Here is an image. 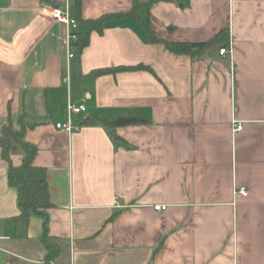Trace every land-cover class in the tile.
<instances>
[{"label": "crops", "instance_id": "crops-1", "mask_svg": "<svg viewBox=\"0 0 264 264\" xmlns=\"http://www.w3.org/2000/svg\"><path fill=\"white\" fill-rule=\"evenodd\" d=\"M141 1L160 37L208 41L227 28L232 53L172 52L125 15L69 58L67 25L42 10L52 4L0 0V133L23 116L52 201L44 234V217L22 215L0 146V264H264V0ZM136 2L82 0V15ZM139 63L152 70L89 75ZM67 72L86 105L70 132L56 127L67 120ZM131 109L149 122L105 121Z\"/></svg>", "mask_w": 264, "mask_h": 264}, {"label": "trees", "instance_id": "trees-1", "mask_svg": "<svg viewBox=\"0 0 264 264\" xmlns=\"http://www.w3.org/2000/svg\"><path fill=\"white\" fill-rule=\"evenodd\" d=\"M155 1V0H153ZM144 3L137 0L136 4L130 11L127 12H110L104 13L97 17L86 18L82 15V0H73L70 4V14L77 21L75 29L76 38L72 40V47L80 54L90 41V34L96 30L103 32L105 23L112 19L125 15H132L138 19L142 27L146 29L151 42H161L170 51L182 54L200 55L208 50L210 54H215L219 49L229 44V31L227 28L220 30L212 39L208 41H170L160 37L150 22L141 18L137 9ZM149 69L152 67L147 64L139 63L135 65H119L96 68L91 70L89 75L98 76L106 73H117L124 70ZM96 119L95 117L88 118L87 122ZM110 126L129 125L137 123H147L149 118L136 109L129 110L124 115H119L114 120L105 119ZM21 127L15 128L10 119L1 127L0 146L2 148V156L8 161V182L11 187L17 191V202L21 209L22 215H27L30 211L44 217V234L47 232V209L52 206L50 197L48 173L45 166L36 165L33 162L34 154L37 146L24 139L25 121L23 116H20ZM21 149L23 157L20 162L16 163L12 159V154L15 150Z\"/></svg>", "mask_w": 264, "mask_h": 264}, {"label": "built area", "instance_id": "built-area-1", "mask_svg": "<svg viewBox=\"0 0 264 264\" xmlns=\"http://www.w3.org/2000/svg\"><path fill=\"white\" fill-rule=\"evenodd\" d=\"M42 10L50 14L52 17L56 18L59 21L64 22L67 25V50H68V57L71 58L74 56V49L72 47V40L76 38L75 29L77 28V21L75 18L70 14V4L69 1L66 0L62 3L61 7H54V6H44ZM232 46H224L219 49L221 55H226L232 53ZM64 83L68 86L69 93L67 97V105H66V112H67V120L65 122L58 121L56 122V127L61 128L66 131H72L78 126L73 123V115L79 113L81 111L86 110V105L83 102H78L72 99L70 93L71 87V77L69 72L66 73L64 76ZM243 129V122L240 120H233V130L240 131ZM236 194H243L246 195L248 193V189L245 186L236 187ZM167 207V204H154V208L157 210H163Z\"/></svg>", "mask_w": 264, "mask_h": 264}, {"label": "water", "instance_id": "water-1", "mask_svg": "<svg viewBox=\"0 0 264 264\" xmlns=\"http://www.w3.org/2000/svg\"><path fill=\"white\" fill-rule=\"evenodd\" d=\"M47 2H49L50 4L54 5L55 7H61L62 6V2L61 1H58V0H46ZM201 58L203 60H205L206 62H211L212 61V57L209 56L208 53H203ZM111 133L117 137V132H116V129L113 127L111 128Z\"/></svg>", "mask_w": 264, "mask_h": 264}, {"label": "rangeland", "instance_id": "rangeland-1", "mask_svg": "<svg viewBox=\"0 0 264 264\" xmlns=\"http://www.w3.org/2000/svg\"><path fill=\"white\" fill-rule=\"evenodd\" d=\"M66 105H67V101H66ZM18 150H21V149L19 148ZM18 150H17V151H18Z\"/></svg>", "mask_w": 264, "mask_h": 264}]
</instances>
